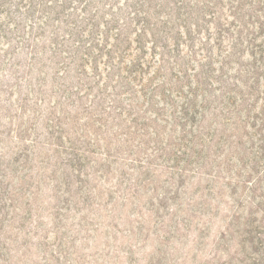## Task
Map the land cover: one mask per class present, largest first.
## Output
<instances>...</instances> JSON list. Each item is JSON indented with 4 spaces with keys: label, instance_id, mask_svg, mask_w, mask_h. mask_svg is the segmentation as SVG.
I'll use <instances>...</instances> for the list:
<instances>
[{
    "label": "rangeland",
    "instance_id": "obj_1",
    "mask_svg": "<svg viewBox=\"0 0 264 264\" xmlns=\"http://www.w3.org/2000/svg\"><path fill=\"white\" fill-rule=\"evenodd\" d=\"M78 1L0 0V264H264V68L229 17L256 35L264 0H146L123 65L127 2Z\"/></svg>",
    "mask_w": 264,
    "mask_h": 264
},
{
    "label": "trees",
    "instance_id": "obj_2",
    "mask_svg": "<svg viewBox=\"0 0 264 264\" xmlns=\"http://www.w3.org/2000/svg\"><path fill=\"white\" fill-rule=\"evenodd\" d=\"M18 1V5L19 7L22 6V4L27 3V7L28 9L33 8V9H40L38 11V13L44 14V12L50 13L49 11L55 10L56 8H63L65 5H67V3H71L73 2V0H63V4L64 5H60L59 1L57 0H17ZM84 1V2H83ZM113 1L114 0H110ZM125 2H127L126 4V8L128 10H130L131 12L128 13V15L126 16L127 22L125 25H123L119 30H116L118 33L115 34L113 37L109 36V33L111 32V30L114 28V24L116 23V16L114 14H108L109 17V21L105 22V32L104 34V44L108 45V41H112V44L109 46L111 49L109 51H107V53L105 54V57H107L108 59H110V61H114V62H121V64L123 65L124 61V54L128 51L129 47L131 46V43H139L140 38H142L143 36H145V34L148 35H152L153 30L155 31V29L153 28V26L149 23L150 18H152V15L150 14V11H155L156 12V7H150L148 5V2L146 0H125ZM260 2V1H258ZM4 4V2H2ZM76 3V2H74ZM80 5V12H82L86 17H89L91 15V11L89 10L91 4L89 0H80L77 2ZM112 3H110L111 5ZM168 5H173V6H178L181 5L182 2L181 1H175V0H160V5H158L159 7H165ZM237 4H240V1L237 2ZM109 7V6H108ZM232 10L229 11V17L238 24L239 28L244 29L247 33V36L244 40V43H247L251 49L249 52L250 57L252 58V60L255 61V63L258 62V67H254L253 69L255 70V72L253 73V80H255L256 82H258V77H257V73L258 71L262 70L264 68V62H262L264 60L263 56H264V50L262 47L260 46H256L254 44L255 41L257 40H262L257 38V35H261L264 34V22H262V20H264V13L261 12L260 16H258V20L256 22V35H254L253 31L250 32L249 29L247 28V25L243 22V18L241 16H239L238 14V7H233L231 6ZM96 10H98L97 15L93 18H91L94 22L98 21L99 19H101L104 15L107 16V14L105 13L104 10V6H97ZM257 15V12L256 14ZM255 15L251 18H254ZM245 16V15H244ZM131 17V18H129ZM170 19V16H167ZM246 18H249V15L245 16ZM257 17V16H256ZM43 18L44 15H43ZM166 20L164 21H159L157 20V24L161 25V24H169L171 23L170 20H168L167 18H165ZM262 19V20H261ZM42 24L44 25V21L42 22ZM140 25L139 28V33H134L133 35L135 36L136 39H131L130 38V32H132L133 30L131 29V26H137ZM96 26L94 24L91 25ZM186 27V26H185ZM185 27H182V30H186ZM216 29L218 30L219 27H216ZM130 31V32H128ZM54 35V34H53ZM52 36V34H51ZM253 37V38H252ZM262 38H264V35L262 36ZM236 44L235 46H237L238 44H241L239 41V39L237 38L236 40ZM154 44V43H153ZM262 46L264 47V41H262ZM119 47H121L122 49H120ZM139 52H142L141 47L139 46ZM117 55L116 59L113 58V55ZM257 57H259L258 61H257ZM163 61V60H162ZM129 64H131V66L133 68L136 67H140L141 65L144 66L146 69L150 68V61L144 62V60H140L139 58H132V60H129ZM125 69V68H123ZM146 81H148V79H145ZM264 83V82H263ZM192 103H189V105Z\"/></svg>",
    "mask_w": 264,
    "mask_h": 264
}]
</instances>
